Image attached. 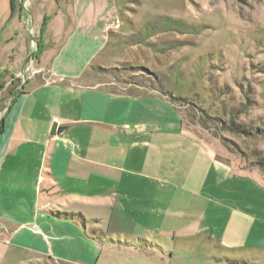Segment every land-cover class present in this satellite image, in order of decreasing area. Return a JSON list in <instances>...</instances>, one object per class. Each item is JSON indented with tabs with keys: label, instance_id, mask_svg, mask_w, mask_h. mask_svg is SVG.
<instances>
[{
	"label": "crops",
	"instance_id": "obj_1",
	"mask_svg": "<svg viewBox=\"0 0 264 264\" xmlns=\"http://www.w3.org/2000/svg\"><path fill=\"white\" fill-rule=\"evenodd\" d=\"M49 2L37 67L0 116V264H256L264 182L218 160L164 91L103 78L125 62L116 0ZM8 9L0 28L27 24ZM10 31L0 73L17 77Z\"/></svg>",
	"mask_w": 264,
	"mask_h": 264
},
{
	"label": "rangeland",
	"instance_id": "obj_2",
	"mask_svg": "<svg viewBox=\"0 0 264 264\" xmlns=\"http://www.w3.org/2000/svg\"><path fill=\"white\" fill-rule=\"evenodd\" d=\"M49 1L19 0L32 22L22 19L14 28H0L17 34L8 46L20 64L32 52L31 37L36 41L26 78L37 67L40 15ZM116 1L119 26L112 30L121 35L125 62L104 69L103 78L117 87L131 82L164 91L184 127L208 144L218 160L264 182V0ZM8 5L0 0V22ZM3 53L0 46V61ZM12 77L8 73L3 79L0 116L9 90L22 82L21 76L13 77L20 81L12 86ZM255 256L256 264H264L262 252L250 255ZM171 262L213 264L179 254Z\"/></svg>",
	"mask_w": 264,
	"mask_h": 264
},
{
	"label": "trees",
	"instance_id": "obj_3",
	"mask_svg": "<svg viewBox=\"0 0 264 264\" xmlns=\"http://www.w3.org/2000/svg\"><path fill=\"white\" fill-rule=\"evenodd\" d=\"M19 0H9V7H10V11H11V14L14 13L15 10H20L22 11V6L21 4L19 5ZM46 26V18L44 17L43 20H42V24H41V27H40V36L42 37V34L44 32V28ZM41 39V38H40ZM42 50V45H41V48H40V45H39V48L37 50V52H39V55H40V52ZM38 55V56H39ZM37 56V57H38ZM8 74L7 71H3L0 73V92L2 91V89L4 88V81L3 79L5 78V76ZM15 81H20V80H16L12 77V80L10 81L11 85L12 86H15L16 83ZM24 84H22V82H19L18 85L14 88V89H10L9 92H8V95L10 97V103H13L15 101V98L22 92H20V88L22 87L23 88ZM0 131H1V124H0Z\"/></svg>",
	"mask_w": 264,
	"mask_h": 264
},
{
	"label": "water",
	"instance_id": "obj_4",
	"mask_svg": "<svg viewBox=\"0 0 264 264\" xmlns=\"http://www.w3.org/2000/svg\"><path fill=\"white\" fill-rule=\"evenodd\" d=\"M24 1H26V0H24ZM22 12H23V15H24L25 21H26L27 23L32 22L31 19H30V17H29V13H28V11H27L25 5L22 6ZM31 45H32V52H30V53L27 55V57H26V59H25V62H24V65L22 66L21 71H20V76L22 77V83H24V82L26 81V76H25V74H26V71H27L28 68H29V61H30V59L32 58L33 50H36V48H37V43H36V41L34 40L33 37H31ZM21 90H22V87L20 88V92H21ZM2 110H3V109H2ZM2 110H1V111H2ZM53 132H55V127H53L52 133H53Z\"/></svg>",
	"mask_w": 264,
	"mask_h": 264
},
{
	"label": "built area",
	"instance_id": "obj_5",
	"mask_svg": "<svg viewBox=\"0 0 264 264\" xmlns=\"http://www.w3.org/2000/svg\"><path fill=\"white\" fill-rule=\"evenodd\" d=\"M118 26H119V22L109 23V24L107 25V29H108V30H112V29L118 28Z\"/></svg>",
	"mask_w": 264,
	"mask_h": 264
}]
</instances>
